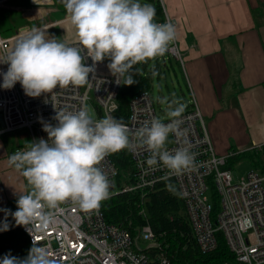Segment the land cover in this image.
I'll return each instance as SVG.
<instances>
[{
    "label": "clouds",
    "instance_id": "9594fccd",
    "mask_svg": "<svg viewBox=\"0 0 264 264\" xmlns=\"http://www.w3.org/2000/svg\"><path fill=\"white\" fill-rule=\"evenodd\" d=\"M68 19L80 46H70L49 37L40 28L21 35L12 50L0 62L9 65L0 87L11 89L19 82L26 95L40 97L50 94L55 99L57 88L81 87L90 83L89 74L95 64L106 58L117 82L134 83L131 70L138 63L164 56L176 40L175 26L154 22L155 8L139 0H63ZM85 57L93 65L87 66ZM166 104L169 123L153 118L132 133L120 120L107 115L96 119L87 108L76 112L58 111V124H47L48 140L41 138L29 150L9 157V164L26 178L31 190L17 200L11 213L17 226L39 221L44 227L54 220V212L68 201L85 212L98 210L110 197V181L99 167L110 154L122 150L135 151L147 147L149 165L161 163L172 175H182L194 166L187 129H182L185 104L173 99ZM182 138V147L170 152L166 147L169 135ZM8 212L9 210H3ZM9 230L5 218L0 231ZM35 239V237H34ZM0 264H53L48 252L34 246L26 258L10 253Z\"/></svg>",
    "mask_w": 264,
    "mask_h": 264
},
{
    "label": "built area",
    "instance_id": "2783aa9c",
    "mask_svg": "<svg viewBox=\"0 0 264 264\" xmlns=\"http://www.w3.org/2000/svg\"><path fill=\"white\" fill-rule=\"evenodd\" d=\"M158 23L175 26L167 14L164 21ZM10 39L0 36V58L8 54ZM64 43L80 46L77 37H65ZM167 54L185 70L184 53L180 51L176 40L169 46ZM110 62L106 58L95 64V72L89 74V84L54 90L55 99L50 94L30 97L19 82L11 89L0 87V136L22 130L27 132L25 139L17 137L19 141L12 154L29 150L41 138L48 140L44 127L58 124L55 119L58 111L76 112L82 108L88 109L91 105L96 119L107 115L114 117L118 110L117 97L123 78L117 82V77L108 67ZM84 63L93 65L90 57H85ZM8 67V64L0 62V85L3 83L2 73H6ZM191 95L189 106L185 107L183 113L181 128L187 129L190 151L195 155L193 168L182 175H172L161 163L149 165L147 161L151 153L146 146L140 147L130 151L135 166V181L117 189L115 179L118 171L108 155L99 167L112 183L109 198L119 193L139 191V213L146 218L143 204L148 192L161 181L172 179L184 201L194 238L203 253L217 248V233L222 232L236 264H264V171L253 170L244 178L234 180L232 170L225 166L239 152L231 151L224 155L216 153L192 91ZM153 118L161 119L150 89L130 101L128 121L124 124L135 133L142 126L150 124ZM161 120L166 124L170 122L169 119ZM170 137L171 140L165 145L170 152L185 146L182 138L174 134H170ZM254 149H264V142L255 144L249 150ZM210 182L215 187L220 203V210L214 217L209 196ZM108 199L101 202L98 210L90 212L81 210L71 201L62 204L60 210L54 212V220L47 227L39 221L28 226L35 239L25 226L14 227L22 229L31 248L34 244L43 247L53 264H170L169 258L160 251L153 258L145 252L149 248H161L149 224L143 225L135 238L122 226L106 221L105 204ZM142 242L151 245L142 248Z\"/></svg>",
    "mask_w": 264,
    "mask_h": 264
},
{
    "label": "crops",
    "instance_id": "0c3cea01",
    "mask_svg": "<svg viewBox=\"0 0 264 264\" xmlns=\"http://www.w3.org/2000/svg\"><path fill=\"white\" fill-rule=\"evenodd\" d=\"M162 4L175 23L189 88L216 153L242 152L264 142V0H162ZM65 10L63 0H0V36L16 40L28 29L45 26L50 38L57 31L64 42L68 31L62 24L69 20ZM11 134L0 136V150L7 149L9 157L19 141L7 145ZM2 185L7 191H0V219L14 199L27 193L25 177L7 160H0Z\"/></svg>",
    "mask_w": 264,
    "mask_h": 264
},
{
    "label": "trees",
    "instance_id": "16d2710c",
    "mask_svg": "<svg viewBox=\"0 0 264 264\" xmlns=\"http://www.w3.org/2000/svg\"><path fill=\"white\" fill-rule=\"evenodd\" d=\"M145 4H151L156 11L154 22H163L164 7L161 0H142ZM174 63L180 64L174 60ZM170 69L172 61L169 59V65L164 62H156L154 68H148L146 63H138L131 70L134 83L125 84L123 78L122 88L117 97L118 110L114 118L123 123L128 121L129 103L138 94L151 89V82L155 74L160 78L163 66ZM253 150H245L229 159L225 166L232 169V164L240 161L242 158L253 159ZM111 161L115 164L118 174L115 182L117 189L132 184L135 181V166L131 152L127 149L115 154H110ZM261 171H264V167ZM26 179V178H25ZM210 201L213 207V217L220 210V203L215 187L210 182ZM27 193L31 188L27 183ZM139 191L119 193L113 195L106 201L105 218L110 224L119 225L127 229L135 238L139 235V230L143 225L149 224L156 234L161 248L147 249L145 252L151 258L155 257L156 252H162L170 260V264H236L234 254L228 248L222 232L217 233V248L209 253H203L194 238L192 227L187 215L184 201L179 190L172 179H167L158 183L150 190L145 198L143 207L146 210V218L139 213V204L141 202ZM16 205L9 204L6 207V220L9 230L0 233V259L5 255L11 254L14 257L24 259L31 250L27 237L20 227L16 225L15 219L11 215L17 210ZM5 218L0 219V227H3ZM23 245V246H22ZM23 247V248H22ZM16 253H15V252ZM18 252V254H17Z\"/></svg>",
    "mask_w": 264,
    "mask_h": 264
},
{
    "label": "rangeland",
    "instance_id": "374dc122",
    "mask_svg": "<svg viewBox=\"0 0 264 264\" xmlns=\"http://www.w3.org/2000/svg\"><path fill=\"white\" fill-rule=\"evenodd\" d=\"M141 4H144L142 0H139ZM162 2V1H161ZM66 11V10H65ZM64 31V30H63ZM57 36H54L58 41L59 34L56 31ZM61 42V41H60ZM11 46V45H10ZM164 58H166L167 65H169V59L172 61V65H170V69H167L164 64L163 71L160 78L157 74L154 75L152 82H151V94L154 101V106L157 111V113L160 115L161 119H168L166 116V104H161L162 99H167L169 102H171L173 99L179 100L180 102L184 103L185 106H189L188 102L192 99L191 90L189 88V84L187 81V73L186 70L183 69V67L180 65H177L174 63V59L168 56L166 53L164 56L157 57L152 60H148V68H154L156 65V62H164ZM25 134L27 132H23L20 134H11L8 135L7 139V145H12V143L15 142L17 139V135L22 139H24ZM171 140V137L169 135L168 141ZM0 148H2L0 146ZM8 154V150L1 149L0 150V160H7L9 162V154L5 157L4 154ZM254 154L253 159L251 158H242L240 161L232 164V174L234 177V180H238L240 178H244L247 176V174L253 170L261 171L264 167V149H254L252 151ZM8 171H6L7 173ZM1 192L7 191V186L2 185L0 186ZM11 202V200H9ZM12 204L16 205L15 199L11 202ZM142 248L146 247V243L142 242L141 244Z\"/></svg>",
    "mask_w": 264,
    "mask_h": 264
},
{
    "label": "bare ground",
    "instance_id": "6f19581e",
    "mask_svg": "<svg viewBox=\"0 0 264 264\" xmlns=\"http://www.w3.org/2000/svg\"><path fill=\"white\" fill-rule=\"evenodd\" d=\"M166 11H164V16H166ZM167 16L169 17V15L167 14ZM63 26H62V29L64 30V32H67L68 31V33L66 34L68 37H73V38H76V35H75V30H74V28L71 26V24H70V20H68V21H66V22H64L63 24H62ZM45 26H41L40 28H44ZM70 28V31L68 30ZM45 29V32H47L46 31V27L44 28ZM25 30V29H24ZM29 31V30H28ZM23 32V31H22ZM48 34V33H47ZM18 35H20V34H18ZM16 37V36H15ZM15 37H13V38H11L10 39V45H9V49H8V52L10 51V50H12L13 49V47H14V45H15V43H16V41L19 39V38H17L16 40H15Z\"/></svg>",
    "mask_w": 264,
    "mask_h": 264
},
{
    "label": "water",
    "instance_id": "95a60500",
    "mask_svg": "<svg viewBox=\"0 0 264 264\" xmlns=\"http://www.w3.org/2000/svg\"><path fill=\"white\" fill-rule=\"evenodd\" d=\"M88 110L92 113V115L95 117V113L93 110V107L91 105L88 106ZM110 188H112V183H110ZM151 244H147L146 248H149Z\"/></svg>",
    "mask_w": 264,
    "mask_h": 264
}]
</instances>
